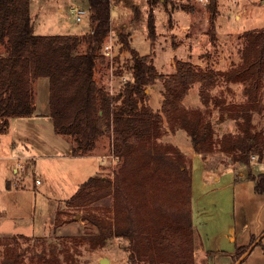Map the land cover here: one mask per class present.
Wrapping results in <instances>:
<instances>
[{"label":"trees","instance_id":"1","mask_svg":"<svg viewBox=\"0 0 264 264\" xmlns=\"http://www.w3.org/2000/svg\"><path fill=\"white\" fill-rule=\"evenodd\" d=\"M87 1L92 20L89 32L44 35L35 32L31 0H0V47L5 50L0 52V133L8 128L10 118L35 115L36 80L47 77V115L55 132L70 139V153L90 155L100 138L108 135L110 151L118 160L113 177L92 175L79 185L66 200V208L58 209L55 227L63 224V215L70 210L82 212L81 220L96 229L82 235L91 247L105 246L110 239L122 237L129 240L132 264H195L192 162L178 146L161 138L184 129L197 153L207 157L219 150L231 155L233 161L247 167L256 192L264 193V172L256 175L251 169L252 156L264 161V130L253 123L264 78V29L243 34L241 61L230 69L201 68L190 60L177 59L176 70L170 74L161 73L152 56L134 48L130 33L122 30L119 39L129 52L127 61L133 79L113 94L96 80L103 44L111 31V1ZM148 1V34L155 40L153 10L163 1ZM208 6L207 32L215 43L218 0H211ZM158 79L164 86L160 111L150 105L148 93V87ZM222 80L227 86L243 84L245 100L228 102L222 95L212 94ZM195 84L200 85L202 103L207 108L211 103L219 107L220 120L227 112L238 126L237 133L216 138L207 108L185 106L183 100ZM109 197L112 206L98 205ZM31 240L25 234L0 237V264H25ZM250 247L238 246L233 253L235 260ZM42 262L77 264L73 255L65 254L61 259L54 247Z\"/></svg>","mask_w":264,"mask_h":264},{"label":"rangeland","instance_id":"2","mask_svg":"<svg viewBox=\"0 0 264 264\" xmlns=\"http://www.w3.org/2000/svg\"><path fill=\"white\" fill-rule=\"evenodd\" d=\"M110 1L111 31L103 44V59L98 62L96 80L113 94L119 92L125 81L133 79V71L127 61L129 52L119 39L122 30L130 33L134 48L141 54L152 56L161 73L170 74L175 71V62L179 57L193 60L194 56L193 61L198 62L196 66L201 68L230 69L241 61L243 34L250 29H264V0H218L215 43L211 42L207 32L210 28L208 5L211 0H162L153 10L157 36L151 40L147 25L148 0ZM73 5L84 6L89 13L81 21H75ZM31 12L37 34H84L92 28L87 0H31ZM83 49L84 46L80 47V51ZM177 50L180 51L179 56H174ZM0 52H5L4 47H0ZM44 79L49 90V79ZM42 86L36 87L39 96L42 92L46 95L45 85ZM163 91L160 79L148 87L149 103L156 111L161 109ZM193 94L187 97L185 106L196 108L191 105L196 103ZM212 94L222 95L229 102L245 100L241 83L227 86L222 80ZM259 100L253 123L264 130V78ZM213 106L211 103L209 108L205 105L201 108H207L216 138H220L216 130L218 119L213 118ZM161 139H166L165 135ZM110 144L111 138L104 135L98 141L94 154L80 158L73 156L69 153L70 139L55 132L49 116L14 117L5 132L0 133V237L32 233L28 234L32 240L24 256L25 264H43L42 257L52 247L61 259L65 254L73 255L77 264H100L99 258L109 255L118 262L127 258L128 264H132L127 238L114 237L101 247H91L89 241L82 238L86 231L96 232L93 225L81 220L82 212L75 214L70 210L63 215V224L55 227L58 209L66 208V200L83 181L97 174L113 177L118 160L112 155ZM20 154L25 158L17 159ZM101 155H104L103 158ZM217 158L226 163L235 162L231 155L222 152L217 154ZM21 160L26 162L25 168L21 166ZM14 167L18 169L16 172ZM112 204L110 197L98 203L103 206ZM2 252L3 246L0 245V262ZM30 254L34 255L33 258L29 257ZM135 264L150 263L140 261ZM195 264H198L196 260Z\"/></svg>","mask_w":264,"mask_h":264},{"label":"crops","instance_id":"3","mask_svg":"<svg viewBox=\"0 0 264 264\" xmlns=\"http://www.w3.org/2000/svg\"><path fill=\"white\" fill-rule=\"evenodd\" d=\"M179 52L177 50L173 55L179 56ZM194 58L193 56L192 59L194 60ZM183 60H190L195 65L198 64L191 58ZM174 68L176 70V62ZM43 84L46 95L44 96L42 92L39 96V91L36 88L35 115L28 118L49 116L47 113L50 85L48 90L47 81L44 77H39L36 87L39 88ZM229 85L233 86L234 83H229ZM199 86V84H195L190 89L183 103H186L187 97L195 92L193 96L196 103L191 105L194 107L204 106L199 95ZM213 113V118L218 119L216 130L219 131L220 136L225 133L238 132L235 120L228 117L227 112H225L223 120L219 119L220 108L214 107ZM13 119H9V126ZM165 125L168 127L166 120ZM165 138L161 141L178 146L192 162V211L197 238L195 260L198 264H264V193L256 192L255 181L248 178L247 167L240 162L226 163L219 160L217 154L221 153L220 151H215L207 157L197 153L190 136L184 129L169 132L165 134ZM101 156L103 158L104 155ZM23 158H25L23 154L17 157V159ZM21 166L25 168L26 162L21 160ZM251 169L256 175L264 172V161L253 159ZM14 170L16 172L17 167H14ZM34 233L37 234V232ZM248 245L251 247L235 260L233 253L236 248ZM101 258L103 257L99 258V263ZM107 258L110 260V264H128L127 258L119 262L114 256L109 255Z\"/></svg>","mask_w":264,"mask_h":264},{"label":"built area","instance_id":"4","mask_svg":"<svg viewBox=\"0 0 264 264\" xmlns=\"http://www.w3.org/2000/svg\"><path fill=\"white\" fill-rule=\"evenodd\" d=\"M206 2L208 0H201ZM72 11L74 12L75 21H81L82 18L89 13V9L84 6L73 5ZM255 156H252V160L255 159ZM39 181V180H38Z\"/></svg>","mask_w":264,"mask_h":264},{"label":"water","instance_id":"5","mask_svg":"<svg viewBox=\"0 0 264 264\" xmlns=\"http://www.w3.org/2000/svg\"><path fill=\"white\" fill-rule=\"evenodd\" d=\"M100 264H110V260L107 257L100 259Z\"/></svg>","mask_w":264,"mask_h":264}]
</instances>
